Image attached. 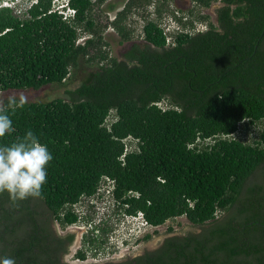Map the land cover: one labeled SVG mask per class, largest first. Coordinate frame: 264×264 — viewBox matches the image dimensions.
Here are the masks:
<instances>
[{"label": "trees", "instance_id": "1", "mask_svg": "<svg viewBox=\"0 0 264 264\" xmlns=\"http://www.w3.org/2000/svg\"><path fill=\"white\" fill-rule=\"evenodd\" d=\"M54 1L0 8V99L23 105L9 110L16 131L0 138V146L32 131L53 155L42 198L14 203L0 194V256L62 264L75 235H58L51 226L80 222L73 208L100 195L106 181L125 216L140 215L154 228L179 217L203 227L238 206L201 234L168 237L137 264H264V125L252 142L233 138L241 124L264 121V0H222L217 23L203 31L191 32L193 22L181 18L173 34L148 21L142 42L120 60L101 54L106 63L66 90L69 100L20 101L12 93L66 86L71 68L96 60L93 38L78 43L79 28L97 32L93 1L67 0L75 11L68 20ZM142 1L131 0L128 8ZM191 1L208 9L218 0ZM125 14L115 26L127 41ZM165 100L170 107L160 106ZM112 111L116 119L108 125ZM128 138L137 141L135 150H127ZM84 244L104 243L91 236ZM76 257L87 260L83 250Z\"/></svg>", "mask_w": 264, "mask_h": 264}, {"label": "rangeland", "instance_id": "2", "mask_svg": "<svg viewBox=\"0 0 264 264\" xmlns=\"http://www.w3.org/2000/svg\"><path fill=\"white\" fill-rule=\"evenodd\" d=\"M25 1V4H20L21 8L17 7L19 10L28 8L31 0ZM92 1L93 10L90 12V18L94 21V29L97 32L95 34L85 31L83 27L79 28L78 43L84 44L87 39L93 38L96 46L91 50V55L96 60L90 66L85 65L82 68H71V75L66 82V86L50 85L37 91L23 90L12 93L18 100L26 102H48L57 98L69 100L65 91L68 89L73 90L80 86L88 74L98 66V63H106V61L100 59L101 54L107 53L109 58L120 60L132 43L142 42L144 37L143 27L148 21H157L170 34L181 29L176 20L178 18H181L183 22H193L194 30H190L191 32L203 31L208 28L209 22L217 23L215 10L218 8L220 0L216 1L208 9L195 5L191 0H143L139 6H133L132 8H128L131 0ZM225 3V1H221L220 5ZM61 4V0H55L54 9L61 10ZM157 10H160V14ZM191 11H193L192 14H190ZM124 12L126 14L120 20V25L130 33V40L127 41L122 39L115 26L118 16L120 17V14ZM202 16H208L209 19L202 20ZM184 29L189 30V27L187 26ZM99 36L102 37V40L99 39ZM160 106L168 108L171 105L170 102L165 100ZM115 119V111H112L107 124L110 125ZM263 125L264 121L251 127L241 124L240 130L233 138L242 139L248 143L252 142L258 139L259 131ZM125 142L130 151L136 149V140L128 138ZM208 142L210 144L213 143L212 141ZM247 185H249V180ZM111 189V184L103 181L99 192L100 195L90 199L83 198L73 208L83 217L77 224L65 229L57 223L54 224L59 234L75 235V240L66 256L69 263H82L76 257V253L79 250H83L86 253V261L90 262L94 259L103 261L112 259L114 256L121 258L122 256L141 254L147 249L154 250L167 236H173L174 234L183 236L190 232H198V228L194 227L186 217L169 220L157 228L145 225L143 219L139 216L134 218L127 217L124 215L123 210L115 205L113 197L110 194ZM222 216H224L223 211L217 213V218H221ZM102 229H105L106 232L104 233ZM147 235H151L152 238L147 240ZM91 236L97 238L98 241L103 240L104 244L94 247L84 244V238ZM94 250H98L97 253ZM92 253H94V256ZM97 254L98 256H95Z\"/></svg>", "mask_w": 264, "mask_h": 264}, {"label": "clouds", "instance_id": "3", "mask_svg": "<svg viewBox=\"0 0 264 264\" xmlns=\"http://www.w3.org/2000/svg\"><path fill=\"white\" fill-rule=\"evenodd\" d=\"M6 0H0V8ZM37 0H32L36 2ZM58 1V0H57ZM61 12L65 17L74 18L75 11L67 0H61ZM15 10L17 6L9 7ZM17 105L15 98H8L7 104L0 99V138L16 131L9 110H14ZM53 155L46 144L32 132L18 137L8 146H0V194L5 192L15 203L31 198H42L43 186L47 183L49 163ZM142 218V216L139 215ZM0 264H18L15 257L0 256Z\"/></svg>", "mask_w": 264, "mask_h": 264}, {"label": "flooded vegetation", "instance_id": "4", "mask_svg": "<svg viewBox=\"0 0 264 264\" xmlns=\"http://www.w3.org/2000/svg\"><path fill=\"white\" fill-rule=\"evenodd\" d=\"M221 1L222 0H220L219 1V3H218V8L219 7H221L222 5H220L221 4ZM217 18V17H216ZM249 185H247L246 187H248ZM245 187V188H246ZM241 197H243V196H241ZM237 204L233 207V208H231L230 210H228V211H225L224 212V216H222L221 218H216V220L214 221V222H212V223H209V224H206L205 226H203V227H197V226H194V227H197L198 228V232H190V233H188V234H201L202 232H203V230L204 229H211L213 226H216V225H218V224H220V223H223L228 217H230V216H233V215H235V212H236V210H237ZM52 227V229L58 234V235H61V234H59L58 232H57V230H56V227L54 226V224L51 226ZM67 235V234H66ZM186 235V234H185ZM62 236H64V235H62ZM173 236H180V235H176V234H174ZM168 237H171V236H167V237H165L162 241H161V243L158 245V247H156L154 250H156V249H158L159 247H161V245L164 243V241L168 238ZM70 247H71V245H70ZM69 247V248H70ZM69 250V249H68ZM154 250H149V249H147V250H145V251H143L141 254H137V255H133V256H122L121 258H117L116 256H114L112 259H107V260H103V261H98V260H96V259H94L93 261H82V263L81 264H123L124 262H128V261H132L133 262V264H137L136 262H135V259H137V258H139V257H141V256H144L147 252H151V251H154ZM97 251L98 250H94V252L95 253H97ZM67 254H68V252L67 253H63L62 255H61V262H62V264H71V263H69L68 261H67V259H66V256H67ZM93 254V256H94V253H92ZM95 256H98V254L97 255H95ZM117 258V259H116Z\"/></svg>", "mask_w": 264, "mask_h": 264}, {"label": "built area", "instance_id": "5", "mask_svg": "<svg viewBox=\"0 0 264 264\" xmlns=\"http://www.w3.org/2000/svg\"><path fill=\"white\" fill-rule=\"evenodd\" d=\"M20 1L21 0H6L4 2V5L7 6V7H13V6H15ZM33 3L34 2H32L30 5H28V8H30ZM16 11H18V10H16ZM65 18H67V20L69 19L68 17H65ZM127 150L130 151L128 147H127ZM132 218H134V217H132ZM144 224L147 225V223L145 221H144Z\"/></svg>", "mask_w": 264, "mask_h": 264}]
</instances>
